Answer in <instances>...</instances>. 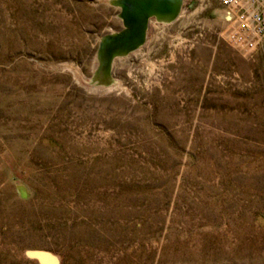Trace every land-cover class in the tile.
I'll use <instances>...</instances> for the list:
<instances>
[{
    "label": "rangeland",
    "instance_id": "obj_1",
    "mask_svg": "<svg viewBox=\"0 0 264 264\" xmlns=\"http://www.w3.org/2000/svg\"><path fill=\"white\" fill-rule=\"evenodd\" d=\"M117 13L0 0V264H264V41L183 0L84 87Z\"/></svg>",
    "mask_w": 264,
    "mask_h": 264
},
{
    "label": "water",
    "instance_id": "obj_2",
    "mask_svg": "<svg viewBox=\"0 0 264 264\" xmlns=\"http://www.w3.org/2000/svg\"><path fill=\"white\" fill-rule=\"evenodd\" d=\"M107 3L118 8L122 28L116 32L101 35L97 49V67L90 79H85L84 87L102 88L110 85L112 61L138 48L145 40L147 20L150 16L157 22L168 23L178 16L181 0H107ZM34 256L40 261L51 260L48 254L36 252Z\"/></svg>",
    "mask_w": 264,
    "mask_h": 264
},
{
    "label": "built area",
    "instance_id": "obj_3",
    "mask_svg": "<svg viewBox=\"0 0 264 264\" xmlns=\"http://www.w3.org/2000/svg\"><path fill=\"white\" fill-rule=\"evenodd\" d=\"M186 1V0H184ZM231 17V43L251 49L264 41V0H215Z\"/></svg>",
    "mask_w": 264,
    "mask_h": 264
},
{
    "label": "bare ground",
    "instance_id": "obj_4",
    "mask_svg": "<svg viewBox=\"0 0 264 264\" xmlns=\"http://www.w3.org/2000/svg\"><path fill=\"white\" fill-rule=\"evenodd\" d=\"M182 3H183V0H181V4H180V6H179V10H178V13H177V14H179L180 11H181ZM115 7H116V6H115ZM148 20H150V17L148 18ZM148 20H147V23H148ZM147 23H146V25H147ZM145 36H146V30H145ZM67 66H69V68H70V70L72 71V73L74 74L75 78H76L79 82L84 83L83 81H84L85 79H84L83 77L80 76V74L78 73V71L75 69L76 67L73 68V67H72V64H71V65H67Z\"/></svg>",
    "mask_w": 264,
    "mask_h": 264
}]
</instances>
